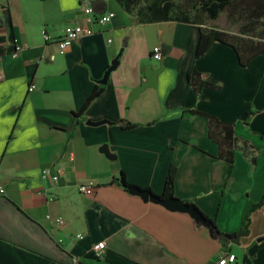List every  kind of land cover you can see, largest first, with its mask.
Wrapping results in <instances>:
<instances>
[{"label":"crops","instance_id":"0c3cea01","mask_svg":"<svg viewBox=\"0 0 264 264\" xmlns=\"http://www.w3.org/2000/svg\"><path fill=\"white\" fill-rule=\"evenodd\" d=\"M91 6L0 1V264H210L224 252L236 255L230 264H264V204L250 214L248 233L224 246L189 212L111 182L123 172L160 195L174 165V196L193 202L220 231L238 230L264 191V51L242 66L230 45L214 41L196 57L200 27L221 29L216 20L139 22L116 0ZM106 11L114 16L98 23ZM75 24L81 34L59 49L56 40ZM156 45L161 59L152 55ZM116 56L102 91L81 111ZM146 65L158 70L155 85L128 104ZM193 72L216 86L196 92ZM187 108L232 125L231 163L218 157L206 117L186 115ZM45 167L60 169L58 179L43 177ZM89 180L94 194L80 193L78 184ZM101 240L97 258L91 247Z\"/></svg>","mask_w":264,"mask_h":264},{"label":"trees","instance_id":"16d2710c","mask_svg":"<svg viewBox=\"0 0 264 264\" xmlns=\"http://www.w3.org/2000/svg\"><path fill=\"white\" fill-rule=\"evenodd\" d=\"M124 11L136 17L139 22H148L153 20H176L183 22H192L189 11H194V15L204 14L207 19L214 20L219 14L233 4L245 0H116ZM260 10H264V3L260 4L255 11L258 16ZM214 41H220L224 44L230 45L236 52L238 62L245 66L257 54L264 51V38L251 34L249 31L241 32L240 34L230 33L216 27H200L199 37L196 46V57L204 54L212 45ZM108 67V66H107ZM188 80L191 87L199 92L203 86H216L212 83L203 80L200 72H193L188 75ZM103 85L96 84L83 104L81 111H83L90 102L102 91ZM186 115H203L208 121V136L218 144V157L231 163L234 157V150L236 148V137L234 136L233 127L219 120L218 118L200 112L194 108H187L183 110ZM123 127L128 128L133 126L130 122L124 121ZM176 167L170 165L164 179L163 190L161 197L174 196V179ZM112 183L122 186L128 190L133 184L129 183L124 173L122 172L118 177L111 180ZM147 189V188H144ZM192 203L191 201H185ZM264 204V191L257 202H249L248 208L245 211L240 228L234 232L220 231L214 220L208 215L199 211L203 217L211 223L212 236L221 244L229 245L231 242H236L239 237L248 233V226L250 221V214L261 208ZM200 222L197 223V226Z\"/></svg>","mask_w":264,"mask_h":264},{"label":"built area","instance_id":"2783aa9c","mask_svg":"<svg viewBox=\"0 0 264 264\" xmlns=\"http://www.w3.org/2000/svg\"><path fill=\"white\" fill-rule=\"evenodd\" d=\"M3 1V0H0ZM85 4L87 5L88 11H92L93 8L91 6V0H84ZM114 16L113 11H106L96 17V21L100 24H105L109 22L112 17ZM82 27L79 24L75 25H67L63 30V35L61 38L56 40V44L59 49H65L69 45L73 43V41L81 34ZM43 38L45 40L50 39V35L46 32H43ZM17 52L15 51L13 55L15 56ZM152 55L155 59H161L162 57V50L161 47L156 45L152 48ZM30 91L34 89V85H30L28 88ZM43 177H50L52 180H57L58 176L60 175V169L52 171L51 168L45 167L41 170ZM78 191L85 195H92L96 190L95 183L91 180L86 181L84 183H79L77 187ZM6 195V189L3 185L0 184V199ZM50 218L49 215H47ZM54 223L58 226L64 225V220L61 216H57L54 218ZM82 234L77 233L75 234V238H81ZM105 249V242L103 240L94 243L91 247V250L97 258L101 257L104 253ZM236 259V255L232 252H224L223 254L219 255L217 259L212 261L210 264H230L233 263Z\"/></svg>","mask_w":264,"mask_h":264},{"label":"water","instance_id":"95a60500","mask_svg":"<svg viewBox=\"0 0 264 264\" xmlns=\"http://www.w3.org/2000/svg\"><path fill=\"white\" fill-rule=\"evenodd\" d=\"M122 49V48H121ZM121 51V50H120ZM118 64V57L116 56L114 59L111 60L110 65L106 68L104 71V74L102 78L98 79V83L105 84L107 82L108 76L110 72L116 67ZM145 80L142 81L135 89H133L128 97V104L131 103V101L146 87L155 85L154 77L156 76L158 70L152 69L150 65L145 66ZM88 124H99L104 121H86ZM128 191L133 194L140 195L144 200H151L160 204H163L164 206L170 208V209H176V210H183L190 213V215L194 218L195 221L201 222L205 224L210 233L212 232L211 223L207 221L201 212L199 211L198 207L195 206V204L187 203L175 196H168V197H161L160 195L152 193L149 189H143L139 186L133 185L128 188ZM264 239V236L259 237L258 240Z\"/></svg>","mask_w":264,"mask_h":264},{"label":"rangeland","instance_id":"374dc122","mask_svg":"<svg viewBox=\"0 0 264 264\" xmlns=\"http://www.w3.org/2000/svg\"><path fill=\"white\" fill-rule=\"evenodd\" d=\"M182 3V1H177ZM264 3V0H245L237 2L222 11L214 19L217 26L223 30L240 34L249 31L251 34L264 38V10H260L258 16L255 15L256 8ZM192 19L197 21H207L204 14L194 15V11H189ZM213 20V21H214Z\"/></svg>","mask_w":264,"mask_h":264}]
</instances>
